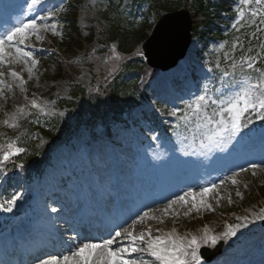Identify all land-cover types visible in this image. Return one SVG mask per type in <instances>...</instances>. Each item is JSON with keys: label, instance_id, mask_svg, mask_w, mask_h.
I'll return each instance as SVG.
<instances>
[{"label": "rangeland", "instance_id": "obj_1", "mask_svg": "<svg viewBox=\"0 0 264 264\" xmlns=\"http://www.w3.org/2000/svg\"><path fill=\"white\" fill-rule=\"evenodd\" d=\"M25 1L26 0H12V6L10 8H2L0 12V23L5 20V17H8L6 18L5 23L0 25V32H2L3 28L6 29L11 26V21L9 19L10 17L17 16V14H13L14 11H17V7H19V13L21 14L23 11L22 6L25 4ZM59 1V6L46 9L56 10V12L51 20L44 21L46 24H55L56 31L53 32L50 29L47 31L42 30L40 34L42 37L41 39H37L33 36L27 42L29 45H34V47L29 50L34 52L35 58L39 61V64L33 68L32 75L29 76L27 68L23 64L14 63L12 65L0 67V72L5 74L2 79L14 85L16 89L14 91L12 88L9 89L7 86L3 92H0V107L4 112H6L5 118L0 117V142H8L10 140L15 143H20L22 131L24 129L23 125L27 119L34 114L43 116H55L57 114L62 115L61 113L67 111L68 108L60 106L58 104V100L71 99L73 95L72 91L76 90L77 87L83 88L88 92L93 89L94 84L95 88L98 86L97 78L100 77L102 78V82L99 83V85L102 86L103 91H105L115 74L118 72L120 63H124L128 58L120 55L121 52L119 51L118 52L120 54L117 53L116 56L115 52H117V50L115 49V52H113L112 48L107 46L110 37L106 32V21L103 16L105 10L103 5H100L101 0H72L75 8L78 9V19H80V32L83 43L78 49L74 48L73 50L67 51L68 48L63 45L61 41L57 14H63L65 9L64 6L71 0H62V2L61 0ZM7 4H9L8 1ZM46 10L41 11V14L39 15H45ZM19 19L20 17L16 18L15 22ZM155 20L156 17L151 15V18L149 19V27L147 28L146 33L151 32L150 27H152ZM194 42L196 46L200 47V49L196 52V54L193 53L191 55L192 61L185 65H190L187 70L190 71L192 69L193 75L197 77V79L195 80V83L190 82V88L189 85L186 87L184 86L185 92H182L183 97L176 98L177 96L174 94L176 97L173 95V99H181V102H191L194 94H201L199 91L203 90L205 86H207L209 88V95L211 99L215 101L221 96L222 90L216 91L217 89H220L221 82L232 80L233 77H223L222 75L218 78L215 76L213 70L214 67L217 71L219 70L221 62H219L218 59L221 61V58L219 54H215L214 59L212 58V53L219 52L214 42L208 45L206 50V43L198 39H195ZM138 49H140V45H136L134 48L136 52ZM56 51L58 53L56 56L50 55V53ZM216 65H219V67H216ZM95 67H99L101 69V73H98ZM231 69L232 67H225L220 71L224 72ZM12 70L19 72L21 76H23L26 81L23 87L20 86L19 80L13 79L10 75ZM231 72H233V70L229 73ZM58 73L59 76H57ZM249 74L255 75L256 73L249 71ZM239 78L240 70L237 69L235 79ZM30 90H32V93L29 96ZM10 98L12 100L14 99L15 105L16 102H19L17 108L20 110L17 109V116L13 114L8 115L6 111L9 109L8 106H10L8 103ZM33 99L41 105L40 108H34L32 106ZM155 100L158 101L159 104L154 102ZM165 103L166 104H163L162 101L160 102L156 94L153 92L151 94V98L147 102V105L137 108V110L134 111V114L135 116L136 114L140 115V112L143 109L155 108L162 118L166 117L168 119L165 120L166 123L174 125V121L177 126L178 123L175 120L176 116L171 115V113L174 111L173 108H175L178 102L171 101L169 103ZM48 104L52 105L48 106ZM21 109L23 110L21 111ZM254 112L257 113L259 111ZM211 114L212 113L209 112V115ZM202 115L198 118L200 122L203 120ZM5 120L14 124L15 127H9L4 124L3 121ZM131 123L132 122L129 124ZM112 127L114 128L113 141L111 144H107L104 142L106 140L103 139L104 124H101L94 129H90L88 126H82L78 130L76 137L60 149V151L65 153L64 157L66 162L62 163L59 159L55 158V164L53 162L52 166H48L46 168L48 172H44L41 180H43L46 176L47 179L52 176L53 178L50 180L48 186L46 185L45 188H41V180L37 177H35V179L27 186L25 184H19L17 186L18 196L24 195L23 199L21 200L19 197V200H16L15 205L12 206L14 213L13 210H5L9 206L8 201L10 199L3 205V207H0V227H4L9 230L10 225L8 224H11V222L8 219L14 220L15 217L13 216L15 215V212L20 214V210H22L19 204L20 200L31 203L34 201L39 192V194H42L43 196V203L45 193L50 191V183L57 181L58 177L56 176H58L59 173L68 171V166L73 167L74 172L76 170L75 175L78 176V174L82 173L83 175L81 178H87L88 184L82 185V189H95L102 186L107 190H113L114 198L116 199H119V193L131 198L132 193H137L139 197H144L145 203H148L151 202L150 199L152 200L154 198L153 195L158 192L156 191L158 188L165 189L166 192L162 196L166 198L167 201L161 204L158 203L159 205L156 204L155 210L147 212L149 214L148 217H145L143 223L136 226L137 232L151 226L153 229V235H162L175 229L176 234L179 236L189 237L195 234H198L197 236H202L200 233L207 229L211 235L222 236V234L228 230L229 225H241L242 222L247 220V218L252 220L251 217L255 212L264 210V163H258L261 167L255 170L249 168V162H247V164L243 162L238 166H232L231 163L236 162L235 155L232 152L234 144L232 137L228 138L227 141L224 140L227 136V132H223L217 137L205 142L198 140L199 143L185 142L188 136L184 133L179 136L178 143L175 139L177 148L173 147V149H171L167 145L166 149L160 142L158 145L154 144L157 140V135L158 137H161V133L158 129H154L156 127L149 130V125L145 122H143V127L146 133L147 131H150L157 132V134L156 136L155 134H152L150 139H147L145 136L146 133L142 131L141 136V133L138 131L139 127L134 126V131L138 133V137L145 140L143 145L140 141H132L133 139L128 135L131 133H127L129 131L125 133L121 128V125L112 124ZM257 132L264 133V127L257 129ZM94 135H100L98 138L99 140L96 139ZM173 136H175V134H173ZM33 137L36 140L38 147L51 142V140L44 134ZM248 137H250L249 140L244 139L242 140V143L246 144L253 141V132L250 133ZM102 143H104L108 149L105 150V153H101L102 158L99 159L98 157L94 163L88 162V168L85 170L82 167L81 162L82 160H86L85 154L88 153L86 151L92 148L91 144L94 147H98L99 145H103ZM135 144V150H133L132 145L134 146ZM113 146L115 149H113ZM123 151H125L124 154H126V156H128L131 160L126 162V166L123 169L125 171V175L121 172L120 178L119 176L116 177L118 175V171H115L113 167H104L102 162L104 159L107 160L108 164H112L113 161H120L117 157ZM86 156L90 157V155ZM112 158H114V160H111ZM134 161L136 164H133ZM241 168L248 170L246 172H241ZM253 171H255V175H253ZM234 174L236 175L234 176ZM96 176L97 178H95ZM98 177H100V179L102 178L104 181H97L99 180ZM230 178H235L237 182L233 184ZM111 180H115L114 185L111 183ZM159 180L161 181L158 183ZM202 180L209 181V183H200ZM15 181L16 180L6 181L5 176L0 173V185L10 182V185L14 186ZM194 182H196L197 185H195L196 183ZM144 183L146 187H150L151 190H149L148 193L144 192L141 194L136 187L140 186L141 188ZM209 184H216L219 188L218 192L213 191L211 195L204 197L206 203L211 205L210 208L204 206L197 208L194 206L191 197H189V203L187 205L182 202H178L177 204L171 206L169 212H164V208L168 206L169 201L176 199L177 196L172 198L175 194L179 193L178 196H184L186 193L192 191L198 194L202 188H206L205 186H208ZM176 185L185 186L181 187L176 192H172L171 188H174ZM30 186H33V190H27L22 193L25 190V187L29 188ZM36 187L38 189H36ZM73 187L76 188V185ZM190 188L193 189L189 190ZM13 191L15 192L14 195H16L15 188ZM115 191H117V193H115ZM170 196L172 199H168ZM199 198L200 197L197 196V199ZM44 205L49 207V209L55 208L56 212H58L57 207H55V204H53L52 201H48L47 204L45 203ZM25 212L27 213V217H30V220H35V216L33 215L34 211L30 212L25 210ZM143 214L142 212L137 213L134 216V219ZM152 216L158 217V219H150ZM254 218L255 222L259 220L258 216H255ZM161 220L163 223L160 222ZM262 221L263 219L259 220V222H257L258 224H255L257 230L261 227ZM24 222L25 225H27L26 221ZM131 222L132 221L127 222L123 227H128ZM215 225H218V227H216L214 232L213 226ZM15 228L16 234H19L18 228ZM157 228L161 231L156 232L155 229ZM51 229L57 232L56 228L53 226ZM247 230L248 229L246 228L240 227L235 236L221 238V240L226 242L228 248L227 249L225 245L223 253L225 254L231 249V252L236 251V255L233 256V258L237 257L238 259L244 260V258L247 257L245 261L248 262L254 252L252 249L247 251V247L255 246L259 241L249 244L247 241H253L257 239V236L248 235ZM2 231L3 230H0V237L2 236L1 234L5 233L11 238L18 237V235H11L10 232L2 233ZM58 234L63 237L62 240H65L68 245L73 244V247L75 248L80 245L77 244L78 242H75V240L64 238V235H60L59 232ZM54 237L57 238V235L54 234ZM243 241L245 244H242ZM61 243L62 241H58V247L61 248V251L66 250L62 247ZM126 243H128V241ZM203 246L208 247L210 246V243H203L200 248ZM58 247L56 249H58ZM246 253H248V256H246ZM137 257L138 256H133L132 258ZM145 257L146 256L143 255L140 259L148 261L149 264H158L155 259Z\"/></svg>", "mask_w": 264, "mask_h": 264}, {"label": "snow or ice", "instance_id": "obj_2", "mask_svg": "<svg viewBox=\"0 0 264 264\" xmlns=\"http://www.w3.org/2000/svg\"><path fill=\"white\" fill-rule=\"evenodd\" d=\"M253 2L257 5H264V0H239L240 5L243 6L251 5ZM43 4L44 0H28L26 3L27 12L37 11L38 6ZM40 10L44 11V9ZM246 10L248 9L245 7L237 8L241 20L244 18ZM55 12L56 10H46L45 15L27 17L26 12L22 11V18L20 20H17L10 27L0 32V67L14 63L23 64L26 66L29 76H31L33 68L39 64V61L35 58L34 52L29 50L34 45H29L27 42L33 36L41 39L40 34L42 30L47 31L50 29L53 32L56 31L55 24L44 23L45 20H50L55 15ZM261 13H264V7L252 11L253 16ZM252 22L255 23L254 20ZM261 22L264 23V20ZM238 24H240V20L236 21L233 28H236ZM238 46L242 47L237 37L231 45V50L224 53V57L232 61L231 67L233 72L224 71L222 75L223 77L231 76L233 79L221 82L220 89L216 90H222L221 96L213 101L209 96V88L205 86L202 93L196 95L187 105L191 111V116L182 115L180 117L182 120H190L192 116L200 118L201 114H203L202 119L206 124L217 126L218 131L213 133V135H216L223 132H231L232 134L240 132L245 127L242 118L250 110L259 111L261 119H264V67H257V61L264 60V43L259 45L261 51L255 56H245L242 54L237 60L233 54L236 52ZM224 47V44L220 45V48ZM112 51L115 52L114 44ZM247 51L251 52L252 50L248 49ZM140 54L143 55L142 52ZM216 67H219V65H216ZM238 68L240 70V78L235 79ZM249 71L256 74L250 75ZM4 75L3 72H0V86L6 84V81L2 79ZM10 75L13 79L20 81L21 87L26 83L19 72L12 70ZM7 86L11 89V85ZM0 92H3L2 87H0ZM211 105H215L216 107L211 108L212 114L209 115ZM32 106L34 108L41 107L35 99L32 100ZM179 111L181 110L176 109L171 115L176 116ZM3 123L9 127H15L8 120L3 121ZM8 148H15L16 152L23 151V149L16 148L11 143L8 145ZM11 155V151L5 152L3 159L8 160ZM249 167L255 170L261 167V165L251 164ZM247 170L245 168L240 169L241 172H246ZM253 175H255V171H253ZM230 179L233 184L237 182L235 178ZM218 190V185L213 184L210 188H202L198 194L192 191L186 193L184 196H177L175 200L169 201L168 206L164 208V212H169L171 206L178 202L187 205L189 203L187 197H191L194 206L197 208L200 206L210 208L211 205L206 203L204 197L211 195L213 191L218 192ZM197 196L200 198L197 199ZM17 199L18 197L13 196L8 201L9 206L5 210L11 211ZM0 207H3V205H0ZM52 211L55 212L56 209L53 208ZM148 215L145 212L143 215L138 216L132 220L128 227H121L115 230L114 234L110 235L107 239L98 242L88 241L81 243L75 250L70 249L66 254L49 255L44 259H40L37 264H149L146 260L132 258V254L140 252L148 253L151 257L155 258L158 264H190V262L191 264H201V257L199 255L201 244L210 243L215 245L221 238L235 236L238 229L243 226L240 224L229 225L228 230L222 236L211 235L205 229L202 236L192 235L190 238L177 235L175 229L162 235H153L151 226L137 232L136 226L143 223L145 217H148ZM150 219H158V217L152 216ZM160 222L163 223L162 220ZM155 231L160 232L161 230L157 228ZM122 241H128V243L124 244Z\"/></svg>", "mask_w": 264, "mask_h": 264}, {"label": "trees", "instance_id": "obj_3", "mask_svg": "<svg viewBox=\"0 0 264 264\" xmlns=\"http://www.w3.org/2000/svg\"><path fill=\"white\" fill-rule=\"evenodd\" d=\"M200 2H201V0L197 1V3H200ZM70 20L71 19H69V21ZM263 20H264V18H263ZM261 21H262V19H260L261 33H255L256 30H258L257 28H253L254 32H252V30H250V29H247V30L241 29V33H239L235 36V37L239 38L240 44L242 45V47L238 46L239 48L244 49L245 47H248V46L255 47L257 44L259 45V41H262V43H264V23H262ZM71 23H72V25H75L74 20H72ZM74 28H75V26H74ZM218 35L223 36L224 33L222 34L220 32ZM121 36L122 37H121V46L120 47L122 49H126L127 51L131 50V48H132V46H130V44H135V42H137L140 39V37L138 35H135L134 41L129 40L130 37H132V36H130V34L128 32H127V34H125V35L123 34ZM228 38H229V40L227 41V43H229V41L231 39L229 44H232L236 39V38H233V36H228ZM68 41H71L70 43L73 44V42H75V39L71 38V36H69ZM260 51H261L260 49L259 50L255 49L254 52H251V54L252 53L257 54ZM106 94H108L110 98L107 100V102L104 105L106 108L108 107L109 110L116 111V113L122 112L124 110V108H123L124 105H128V104H123V103H117L115 100L117 94H114L112 91L108 92V90H106L103 94V97H105ZM101 100H103L102 97H100V96L95 97V101L96 102L99 101L102 104L103 102ZM82 119H84V117L80 118V120H82Z\"/></svg>", "mask_w": 264, "mask_h": 264}, {"label": "water", "instance_id": "obj_4", "mask_svg": "<svg viewBox=\"0 0 264 264\" xmlns=\"http://www.w3.org/2000/svg\"><path fill=\"white\" fill-rule=\"evenodd\" d=\"M173 15H177V17L174 18V17H172ZM173 15L171 16V18L168 22L164 23V26H166L167 30L169 28L173 29L176 41L173 45H169V47L166 46L164 48V49H167V47H168L166 55L163 57V59L158 60L156 58V56L153 53H151L148 49L149 44L153 38L150 39L145 44V46L143 47L149 64H151L153 66H158V67L160 66L161 68H168V67L174 65V63H176L178 58L182 56L183 50L185 49V44L188 40V35H189V30H190L189 25L187 27V26L177 24V23H179V17L180 18H184V17L187 18V13L186 12H178L177 14H173ZM188 20L189 19L187 18V21ZM163 22H164V20H162L159 23V26H161L163 24ZM163 34L166 35L164 32H163Z\"/></svg>", "mask_w": 264, "mask_h": 264}, {"label": "bare ground", "instance_id": "obj_5", "mask_svg": "<svg viewBox=\"0 0 264 264\" xmlns=\"http://www.w3.org/2000/svg\"><path fill=\"white\" fill-rule=\"evenodd\" d=\"M48 3H50V2H47L46 4H48ZM191 46H192V47H191L190 50H189V55H188V56H190L191 53H194L195 50H196V44H195V43H194V44L192 43ZM188 56L186 57V59L188 58ZM186 59H185V60H186ZM185 60H184V61H185ZM181 63H182V62H180V63H179L174 69H173L174 72H176V71H178V70L180 69ZM168 75H169L168 72L163 73V77H167ZM163 86H164V88H165V87H168V83H167V81H165V82L163 83ZM11 111H15L14 106L11 108ZM246 158H251V157H246ZM258 160L261 161V158H258ZM245 161H246V159H245ZM263 162H264V161H262V163H263ZM206 183H209V182H206ZM179 189H180V188L174 187V188H172L171 191H172V192H176V191H178ZM184 194H185V193H184ZM178 195H179V193L175 194L172 198H175V197L178 196ZM170 198H171V196L168 197V199H170ZM172 198H171V199H172ZM187 199H189V197H187ZM165 201H167V199H165L164 202H165ZM34 204L37 206V210H38L37 218L43 220V222H44L46 225H48V224H49V219H45V218L43 217L44 214H47V213H45L46 210H45V209H40V204H39L37 198L35 199V203H34ZM148 208H152V207L150 206V207H148ZM47 216L50 217V218H52L54 215L49 213V214H47ZM131 217L133 218V215H131ZM131 217H130V218H131ZM126 221H127V220H126ZM126 221H125V222H126ZM22 222H23V218H22V219H17V220L15 221V224H16V225H21ZM122 224H123V223H122ZM44 226H45V225H44ZM44 226L41 227V226H39V225L37 224V225H36V228L39 229L41 232H44ZM119 227H121V224L118 226V228H119ZM216 227H218V225L213 226L214 232H215ZM200 234L203 235L204 232H201ZM195 235H198V234H195ZM190 237H191V236H189V238H190ZM70 249H71V250H75L74 247H72V248H68L67 251H66V252H63L62 254H66V253H68V251H69ZM140 254H142V252H140V253H138V254H132V256H139L138 258L140 259V257H141ZM57 255H60V254L57 253ZM150 258H152V257H150ZM35 264H37V263H35ZM190 264H191V262H190ZM201 264H202V263H201Z\"/></svg>", "mask_w": 264, "mask_h": 264}]
</instances>
